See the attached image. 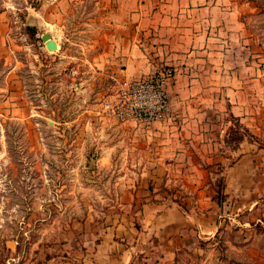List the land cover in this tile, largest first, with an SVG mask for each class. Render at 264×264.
<instances>
[{"label":"rangeland","instance_id":"rangeland-1","mask_svg":"<svg viewBox=\"0 0 264 264\" xmlns=\"http://www.w3.org/2000/svg\"><path fill=\"white\" fill-rule=\"evenodd\" d=\"M55 1L0 0V264H95L107 228L171 206L217 224L178 264H264V0H73L37 24ZM166 68L162 119L104 111Z\"/></svg>","mask_w":264,"mask_h":264},{"label":"crops","instance_id":"crops-1","mask_svg":"<svg viewBox=\"0 0 264 264\" xmlns=\"http://www.w3.org/2000/svg\"><path fill=\"white\" fill-rule=\"evenodd\" d=\"M72 1L56 0V5L49 8V13L38 15V18L34 19L35 22L50 23L64 13V8L66 9ZM216 227V216L192 215L190 212L171 206L155 214L153 221L143 227L148 231L139 234L137 238L135 237L138 231L133 225L107 228L103 242L94 253L96 256L94 262L95 264H178L176 259L178 250L185 249L196 255L201 254L197 243L209 239ZM118 235L126 242L121 247L113 240V237ZM153 236L158 239H152Z\"/></svg>","mask_w":264,"mask_h":264},{"label":"built area","instance_id":"built-area-1","mask_svg":"<svg viewBox=\"0 0 264 264\" xmlns=\"http://www.w3.org/2000/svg\"><path fill=\"white\" fill-rule=\"evenodd\" d=\"M172 76L173 70L166 68L131 82L104 102L103 109L122 124L149 126L168 113L166 86Z\"/></svg>","mask_w":264,"mask_h":264},{"label":"water","instance_id":"water-1","mask_svg":"<svg viewBox=\"0 0 264 264\" xmlns=\"http://www.w3.org/2000/svg\"><path fill=\"white\" fill-rule=\"evenodd\" d=\"M41 41L44 43L46 49L50 52L56 51L58 49L55 40L47 32L41 35Z\"/></svg>","mask_w":264,"mask_h":264},{"label":"trees","instance_id":"trees-1","mask_svg":"<svg viewBox=\"0 0 264 264\" xmlns=\"http://www.w3.org/2000/svg\"><path fill=\"white\" fill-rule=\"evenodd\" d=\"M0 13H1V11H0ZM25 30L27 31V33H29L31 36H33L36 29L34 27L27 26V27H25ZM221 194H222L221 190H218V195L221 196ZM17 250H18V248H17Z\"/></svg>","mask_w":264,"mask_h":264},{"label":"bare ground","instance_id":"bare-ground-1","mask_svg":"<svg viewBox=\"0 0 264 264\" xmlns=\"http://www.w3.org/2000/svg\"><path fill=\"white\" fill-rule=\"evenodd\" d=\"M58 47V46H57Z\"/></svg>","mask_w":264,"mask_h":264}]
</instances>
